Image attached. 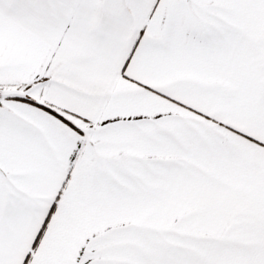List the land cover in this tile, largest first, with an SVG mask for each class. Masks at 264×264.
I'll return each mask as SVG.
<instances>
[{
  "label": "crops",
  "instance_id": "1",
  "mask_svg": "<svg viewBox=\"0 0 264 264\" xmlns=\"http://www.w3.org/2000/svg\"><path fill=\"white\" fill-rule=\"evenodd\" d=\"M0 88V264H264V0H0Z\"/></svg>",
  "mask_w": 264,
  "mask_h": 264
},
{
  "label": "rangeland",
  "instance_id": "2",
  "mask_svg": "<svg viewBox=\"0 0 264 264\" xmlns=\"http://www.w3.org/2000/svg\"><path fill=\"white\" fill-rule=\"evenodd\" d=\"M4 93L5 91H4V89L3 88H0V93Z\"/></svg>",
  "mask_w": 264,
  "mask_h": 264
},
{
  "label": "trees",
  "instance_id": "3",
  "mask_svg": "<svg viewBox=\"0 0 264 264\" xmlns=\"http://www.w3.org/2000/svg\"><path fill=\"white\" fill-rule=\"evenodd\" d=\"M47 107V106H46ZM47 108H49L50 110H52V111H54L53 109H51L50 107H47ZM58 113V112H57Z\"/></svg>",
  "mask_w": 264,
  "mask_h": 264
}]
</instances>
